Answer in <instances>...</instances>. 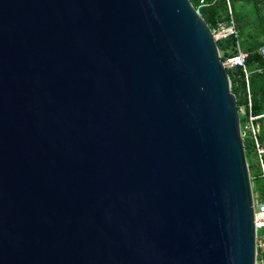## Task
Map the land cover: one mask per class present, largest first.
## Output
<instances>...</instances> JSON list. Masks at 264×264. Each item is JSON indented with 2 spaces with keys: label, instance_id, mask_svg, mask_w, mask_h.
<instances>
[{
  "label": "water",
  "instance_id": "1",
  "mask_svg": "<svg viewBox=\"0 0 264 264\" xmlns=\"http://www.w3.org/2000/svg\"><path fill=\"white\" fill-rule=\"evenodd\" d=\"M216 43L189 0H0V264H256Z\"/></svg>",
  "mask_w": 264,
  "mask_h": 264
},
{
  "label": "trees",
  "instance_id": "2",
  "mask_svg": "<svg viewBox=\"0 0 264 264\" xmlns=\"http://www.w3.org/2000/svg\"><path fill=\"white\" fill-rule=\"evenodd\" d=\"M189 1L212 30L219 24L230 25L233 21L236 35H229L216 44L222 60L235 56L238 47L248 54L245 70L233 68L227 73L238 109L247 107L250 102L240 123L243 125L249 115L258 117L253 124L259 126L256 139L259 147L264 149V58L258 51L261 45L259 39L264 38V0H202L203 4H200L201 0ZM244 139L252 192H259L264 200V153L259 154L251 138Z\"/></svg>",
  "mask_w": 264,
  "mask_h": 264
},
{
  "label": "built area",
  "instance_id": "3",
  "mask_svg": "<svg viewBox=\"0 0 264 264\" xmlns=\"http://www.w3.org/2000/svg\"><path fill=\"white\" fill-rule=\"evenodd\" d=\"M200 4H203L202 0L200 1ZM233 34L236 35V31L234 29V23L232 20L230 21V25L219 24L216 29L212 30V35L216 41L226 39L229 35H233ZM258 51H259V54L262 56V58H264V44L263 46L259 48ZM247 56H248L247 53L241 51L238 48L237 54L235 56L226 57L223 60L220 57V59L224 67L227 70L233 69V68H242L245 70ZM247 76L248 74L246 75V78ZM247 107L249 109L250 102L248 103ZM247 107L241 106L238 109L239 115L240 113L245 115ZM257 118L258 117H253L249 115V117L247 118V120L244 122L243 125H241L240 123V129H241V134L242 133L245 134V132H247V134L250 135L251 139L254 141L257 147L259 154H261V153H264V149H261L257 143L256 137L258 134V130L255 128L253 124L254 120H256ZM263 176H264V172H263ZM253 207H254V225H255V230H256V241H255L256 243V264H264V261H263L264 234L260 235V237H258V234H257L259 230L264 231V200L259 202L258 200H254V197H253Z\"/></svg>",
  "mask_w": 264,
  "mask_h": 264
},
{
  "label": "rangeland",
  "instance_id": "4",
  "mask_svg": "<svg viewBox=\"0 0 264 264\" xmlns=\"http://www.w3.org/2000/svg\"><path fill=\"white\" fill-rule=\"evenodd\" d=\"M240 118H241V119L244 118V115L241 114V113H240ZM244 137H246V138H251V137L247 134V132H245V134L242 133V138H244ZM251 186H252V184H251ZM258 193H259V192H258ZM258 193H257V192H256L255 194L253 193V197H254V200H258V201L260 202V201H262L263 199H261V197L259 196ZM257 234H258V237H260V235L264 234V231H263V230H259Z\"/></svg>",
  "mask_w": 264,
  "mask_h": 264
},
{
  "label": "crops",
  "instance_id": "5",
  "mask_svg": "<svg viewBox=\"0 0 264 264\" xmlns=\"http://www.w3.org/2000/svg\"><path fill=\"white\" fill-rule=\"evenodd\" d=\"M259 41H260V43H261L260 47L263 46V44H264V38H260ZM260 47H259V48H260ZM238 48H239V47H238ZM239 49H240V48H239ZM240 50H241V49H240ZM263 116H264V115H263ZM254 126H255V128L258 130V134H259V126H258V124L255 123Z\"/></svg>",
  "mask_w": 264,
  "mask_h": 264
},
{
  "label": "bare ground",
  "instance_id": "6",
  "mask_svg": "<svg viewBox=\"0 0 264 264\" xmlns=\"http://www.w3.org/2000/svg\"><path fill=\"white\" fill-rule=\"evenodd\" d=\"M243 141H245V139L243 138Z\"/></svg>",
  "mask_w": 264,
  "mask_h": 264
}]
</instances>
